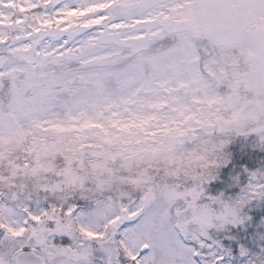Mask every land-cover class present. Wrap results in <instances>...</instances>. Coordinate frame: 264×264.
<instances>
[{"label":"snow or ice","instance_id":"6c2138e0","mask_svg":"<svg viewBox=\"0 0 264 264\" xmlns=\"http://www.w3.org/2000/svg\"><path fill=\"white\" fill-rule=\"evenodd\" d=\"M0 264H264V0H0Z\"/></svg>","mask_w":264,"mask_h":264}]
</instances>
